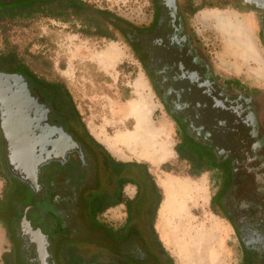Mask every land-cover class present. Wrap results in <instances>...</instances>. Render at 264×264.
Listing matches in <instances>:
<instances>
[{
  "label": "flooded vegetation",
  "instance_id": "flooded-vegetation-1",
  "mask_svg": "<svg viewBox=\"0 0 264 264\" xmlns=\"http://www.w3.org/2000/svg\"><path fill=\"white\" fill-rule=\"evenodd\" d=\"M225 5L257 12L264 40V0H152L145 22L109 30L144 67L175 125L178 156L217 176L213 206L236 234L238 264H264V91L217 75L189 22L193 10ZM26 81L40 127L72 148L42 165L32 187L11 173L0 135L10 264H176L155 229L159 190L148 166L111 158L66 103Z\"/></svg>",
  "mask_w": 264,
  "mask_h": 264
},
{
  "label": "rangeland",
  "instance_id": "rangeland-1",
  "mask_svg": "<svg viewBox=\"0 0 264 264\" xmlns=\"http://www.w3.org/2000/svg\"><path fill=\"white\" fill-rule=\"evenodd\" d=\"M87 1L133 23L149 19L152 6V0ZM189 22L207 49L217 75L246 88L264 91V40L257 12L232 5L205 7L191 11ZM77 29L76 23L52 18H37L27 24H7L0 29V48L3 39L7 38L19 52L24 53L27 48L29 53L37 55V59L28 54H24V58L37 74L58 78L66 84L80 114V122L94 138L114 158L148 166L159 190L153 215L156 229L161 202L171 195L165 182L170 177L195 180H190L194 184L193 191L181 195L184 218L179 219L172 211L167 215L170 230L177 231L184 245L175 243L168 247L167 252L176 264H196L204 248L210 255L211 246L218 247L219 244L222 246L220 258L215 264H238L240 253L236 234L230 222L213 206L217 176L206 171H195L194 174L178 156L175 125L162 107L133 49L112 30L108 31L111 37L107 38L84 36ZM127 131L137 135L147 132L155 143H163L172 156L154 164L141 155L143 147L130 144V149L110 140ZM3 183L0 170V198ZM199 232L204 235L206 246H193V236ZM9 247L7 228L0 221V264H3L2 253ZM203 263L208 264L205 259L201 260Z\"/></svg>",
  "mask_w": 264,
  "mask_h": 264
},
{
  "label": "trees",
  "instance_id": "trees-1",
  "mask_svg": "<svg viewBox=\"0 0 264 264\" xmlns=\"http://www.w3.org/2000/svg\"><path fill=\"white\" fill-rule=\"evenodd\" d=\"M37 18H52L61 22L76 23L77 30L85 36L99 35L110 38L109 24L115 23L116 25L119 22L136 27L109 9L100 8L87 0H0V29H3L7 24H27ZM24 54L37 59V55L29 53L27 48L24 49V53L19 52L9 39L4 38L0 48V71L22 74L50 96L54 94L60 105L66 103L71 113L80 121V114L66 84L58 78H47L37 74L26 62ZM81 124L88 138L95 145L102 147L111 158L116 159L94 138L82 122ZM155 186L158 189L156 183ZM4 200V196L0 198V221L6 227L3 217ZM158 201L157 197L156 203ZM1 257L3 264H10L9 252H3Z\"/></svg>",
  "mask_w": 264,
  "mask_h": 264
},
{
  "label": "water",
  "instance_id": "water-1",
  "mask_svg": "<svg viewBox=\"0 0 264 264\" xmlns=\"http://www.w3.org/2000/svg\"><path fill=\"white\" fill-rule=\"evenodd\" d=\"M25 77L16 72L0 71V135L5 144V158L11 173L37 185L42 165L62 159L72 148L71 138L54 136L41 128ZM45 252L46 246H37Z\"/></svg>",
  "mask_w": 264,
  "mask_h": 264
},
{
  "label": "bare ground",
  "instance_id": "bare-ground-1",
  "mask_svg": "<svg viewBox=\"0 0 264 264\" xmlns=\"http://www.w3.org/2000/svg\"><path fill=\"white\" fill-rule=\"evenodd\" d=\"M122 136L116 138L115 143H124L125 147L130 148V149H131L130 144L134 147H138V146L143 147L141 155L149 159L154 164L160 161H163L167 159V157L171 156L166 146L163 143H155V141H153V137H149L147 132L144 134L139 132L138 135L136 133L127 132L125 136L124 135ZM107 143L109 144V142ZM165 185L168 188V190L171 192V195H169L170 197H168L162 203V207L160 210V216H161V219H163L162 227L164 231L166 228L165 221L167 220V215L171 211L174 212L178 217L184 218L183 210H182L183 199L181 198V195L183 194L188 195L194 189V186H193L194 184L190 180H186L182 178L180 179V178H175V177H170L169 180L165 182ZM203 236L204 235L201 233L200 236H198L197 240L194 239L192 243L193 246L199 245V244L201 246H204L205 240ZM170 241H172V239H170ZM196 242H198V244ZM180 246H184V245L181 244ZM185 246H188V245H185ZM203 259H205V261L208 264H214L213 259L211 258V253L209 255L205 248L203 249V253L201 254V257L198 258L196 264H201V260Z\"/></svg>",
  "mask_w": 264,
  "mask_h": 264
},
{
  "label": "crops",
  "instance_id": "crops-1",
  "mask_svg": "<svg viewBox=\"0 0 264 264\" xmlns=\"http://www.w3.org/2000/svg\"><path fill=\"white\" fill-rule=\"evenodd\" d=\"M128 132V131H127ZM126 132V133H127ZM126 133L125 134H122V135H126ZM95 135V134H94ZM123 137V136H122ZM111 141H113L114 142V140L115 139H110ZM120 144H122V145H124V143H117V146L118 145H120ZM172 156V155H171ZM169 159V158H168ZM164 161H167V160H164ZM172 176H176V175H173V174H171ZM187 178V177H186ZM185 178V179H186ZM187 179H189V180H191V181H195V180H192L191 178H187ZM158 183H159V181H158ZM159 185L161 186V184L159 183ZM162 187V186H161ZM162 189H163V187H162ZM163 191H164V189H163ZM165 194V193H164ZM165 199V198H164ZM164 202V200L161 202V205H160V207H159V210H158V212H159V220H158V224H157V229H156V231H157V233H158V235H159V238H160V240L162 241V243H163V246L165 247V249H166V251L168 250V247H170L172 244H177L178 246H180L182 243H181V241L179 240V236H178V233H177V231L176 230H170V226L168 225L169 224V222H168V220H166L165 221V226H166V228H165V231L163 230V227H162V222H163V219H161V216H160V210H161V207H162V203ZM187 213H188V209H187ZM176 216V215H175ZM178 217V216H177ZM179 218V217H178ZM168 219V218H167ZM180 219V218H179ZM203 232V231H202ZM202 232H199V233H196V236L194 237L193 236V240L195 239V240H197V238H198V236H200V234L202 233ZM187 233V232H186ZM170 239H172L173 241H170ZM170 242H168V241ZM210 240V239H209ZM197 244H198V242H196ZM197 246H199V245H197ZM209 246H211L210 244H209ZM222 246H220V244L218 245V247H214V246H211V248H210V250H209V252L211 253V257H212V259H213V262H214V264L216 263V261L220 258V248H221ZM171 255V254H170Z\"/></svg>",
  "mask_w": 264,
  "mask_h": 264
}]
</instances>
